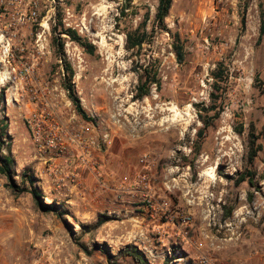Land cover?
I'll use <instances>...</instances> for the list:
<instances>
[{
    "label": "rangeland",
    "instance_id": "1",
    "mask_svg": "<svg viewBox=\"0 0 264 264\" xmlns=\"http://www.w3.org/2000/svg\"><path fill=\"white\" fill-rule=\"evenodd\" d=\"M158 1L40 0L43 27L20 36L14 60L34 64L32 78L23 84L7 81L0 64V158L14 160L19 189H31L24 175L31 176L43 201L56 202L65 212L60 218L41 210L31 193L13 189L0 171V264H136L122 253L133 244L149 264H218L226 244L242 234L264 232V180L259 179L264 148L254 165L257 187L237 183L249 168L252 126L264 147V38L258 43L264 0H174L166 24L184 45L181 64L173 36L157 26ZM146 14L149 32L157 26L152 42L130 50L126 33ZM60 24L94 44L95 53L62 34ZM44 30L40 49L37 34ZM58 42L65 45L76 93L98 123L97 134L109 133L112 139L104 159L114 152L127 164L113 168L112 177L148 174L157 205L168 202L171 211L192 215L188 239L165 216L147 217L140 196L128 200L96 192V181L84 187L83 195L70 187L53 190L28 119L44 105L60 122L77 114L64 85ZM147 64L157 70L161 88L138 100L137 70ZM218 112L195 159L194 143L204 127L200 116ZM144 156L147 165L141 162ZM102 179L115 183L103 173Z\"/></svg>",
    "mask_w": 264,
    "mask_h": 264
},
{
    "label": "built area",
    "instance_id": "2",
    "mask_svg": "<svg viewBox=\"0 0 264 264\" xmlns=\"http://www.w3.org/2000/svg\"><path fill=\"white\" fill-rule=\"evenodd\" d=\"M40 5V0H0V64L6 68L7 77L4 79L7 81L23 84L34 74V64L18 65L14 60L19 50L17 42L20 36L32 33L37 26L43 27ZM44 34L45 30L44 33L37 34L38 43ZM38 45L40 49L45 48L43 41ZM60 61L62 64L61 59ZM62 71L65 76L63 65ZM35 95L37 99V93ZM78 117L80 115L77 113L73 116V121L60 122L56 119L55 110L44 105L41 109L34 110L28 119L31 140L47 164L46 174L52 181L53 190L61 192L65 187H70L83 195L85 183L79 169L89 170L96 178L94 191H107L114 198L130 193L140 196L148 210L158 216H165L188 239L187 228L193 222L192 215L171 211L168 202L156 206L148 174H138L135 177L125 175L113 185L102 179L103 164L107 162L104 154L111 148L112 139L109 133L100 138L95 119L87 122L77 120ZM147 158L144 156L141 159L143 165H147Z\"/></svg>",
    "mask_w": 264,
    "mask_h": 264
},
{
    "label": "trees",
    "instance_id": "3",
    "mask_svg": "<svg viewBox=\"0 0 264 264\" xmlns=\"http://www.w3.org/2000/svg\"><path fill=\"white\" fill-rule=\"evenodd\" d=\"M174 0H159L158 6H157V12H156V23L157 26L161 30H165L171 33L173 36V51L176 55V58L178 62L181 64L185 60V48L183 43L181 42L180 35L178 33H172L169 28L167 27L166 20L170 16V11L172 9ZM248 8V4L245 5V10ZM260 18H261V25H260V32H259V39L258 43H261L264 38V12H260ZM150 20V15L146 14L144 21L139 25L138 28H136L134 31H130L126 33V43L127 48L130 50L138 49L141 50L145 44H151L152 42V34L155 32L157 26H154L152 29V32H149L147 29L148 22ZM242 28H245V16H242L241 19ZM62 30L61 33L68 35L69 38L78 44L80 47H82L87 53L93 54L95 53L96 47L91 42H88L84 40V38L79 34L77 30L66 28L64 24H60ZM55 31L58 30L57 26L54 28ZM56 52L58 53V56L62 60V65L65 70V88L69 93V99L73 103L77 113L80 115V117L87 121V122H93L94 119L88 114V112L83 107L81 100L79 96L76 93L75 90V83H74V76L75 72L72 67V65L68 62L66 54H65V45L63 42H58ZM138 74H139V84L137 87V99H143L145 97H149L151 95V91L153 87H156L158 90L161 88V80L158 76L157 70H155V67L152 64L147 65H141ZM2 101L5 99V94L2 92L1 95ZM0 110H1V103H0ZM220 117V113H216L213 116L203 117L200 116L202 119V122L204 124V127L201 128L198 131V138L196 142L194 143V153H195V159L200 154L203 146V140L206 137V131L209 129L215 121ZM255 126L251 127V130L249 132V151H248V163L249 168L242 173L237 183L241 184L244 182H248L249 185L254 188L257 187V171L254 170L255 162L258 158V155L261 151H263V145L259 142V137L256 133ZM1 149V144H0ZM14 160L11 156H2L0 158V171L3 175H5L10 185L13 189L17 188L19 192L28 191L33 196L36 204L38 207L48 213H55L60 218H63L65 215L64 210H60L58 207V204L56 202H52L51 204H46L43 201V195L40 192L38 188H36L35 185V179L31 176L24 175L25 179L24 181L30 183V190H22L19 189L13 179L14 171H13V165ZM260 180H264V174L259 176ZM249 200L252 199V195H249ZM230 214V211L227 213V215ZM105 223L103 220L99 221L98 225H102ZM123 255L131 257L136 264H149L148 258L146 254L135 244L128 246L123 252ZM164 264H169V260H165Z\"/></svg>",
    "mask_w": 264,
    "mask_h": 264
},
{
    "label": "crops",
    "instance_id": "4",
    "mask_svg": "<svg viewBox=\"0 0 264 264\" xmlns=\"http://www.w3.org/2000/svg\"><path fill=\"white\" fill-rule=\"evenodd\" d=\"M118 157L119 156L113 152V154L111 153L109 157L111 160L109 161V159H107L108 164H105L106 162L103 164L102 173L107 176V180L109 182L116 181V178L112 177L114 175L112 172L113 168L116 170L117 168L127 166L126 162L123 161V158L120 159ZM101 160H104L103 157ZM79 173L85 183V186L90 185L93 182L95 183L96 178L89 170L81 168L79 169ZM135 196L136 194L133 193L125 194L123 199L132 200ZM156 206L158 205L156 204ZM144 214L149 218L151 217L152 220L158 216L147 208H145ZM147 217H145V219H147ZM177 236L180 237L181 235L177 233ZM218 257V264H264V232H250L249 234H242L240 240L234 243L226 244L223 250L218 253Z\"/></svg>",
    "mask_w": 264,
    "mask_h": 264
}]
</instances>
